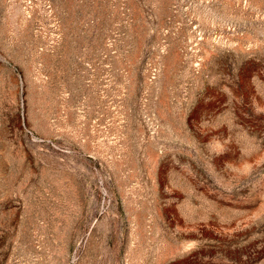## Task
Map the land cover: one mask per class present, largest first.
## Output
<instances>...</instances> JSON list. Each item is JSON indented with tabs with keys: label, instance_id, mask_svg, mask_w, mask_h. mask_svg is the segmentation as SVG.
Instances as JSON below:
<instances>
[{
	"label": "rangeland",
	"instance_id": "374dc122",
	"mask_svg": "<svg viewBox=\"0 0 264 264\" xmlns=\"http://www.w3.org/2000/svg\"><path fill=\"white\" fill-rule=\"evenodd\" d=\"M0 264H264V0H0Z\"/></svg>",
	"mask_w": 264,
	"mask_h": 264
}]
</instances>
